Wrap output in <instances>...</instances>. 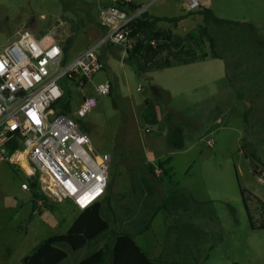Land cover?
Returning a JSON list of instances; mask_svg holds the SVG:
<instances>
[{"label": "rangeland", "instance_id": "obj_1", "mask_svg": "<svg viewBox=\"0 0 264 264\" xmlns=\"http://www.w3.org/2000/svg\"><path fill=\"white\" fill-rule=\"evenodd\" d=\"M128 1L147 7L153 17L187 15L183 0ZM200 1L201 11L238 24L205 23L194 12L178 26L162 23L161 29L184 38L205 26L215 49L206 40L203 51L210 56L217 52L218 60L143 74L129 66L122 47L109 45L104 49L113 60L110 66L102 56L105 68L91 83L82 89L68 84L75 107L84 96L97 99L85 117L74 118L95 150L109 154L112 162L101 202L109 229L80 251L61 247L68 253L62 264L111 249L120 234L135 236L157 264H264V229H254L249 218L256 222L261 217L253 195L264 202V174L253 176V159L244 155L254 154L259 166L264 164V0ZM98 22V6L88 0H0V48L30 31L66 46L69 42L68 57L73 59L104 36ZM107 82L111 94L98 95L95 87ZM156 86L171 93L154 90ZM148 104L158 107L157 125L142 120ZM168 112L177 115L175 123L185 124L183 150L167 142ZM15 158L31 174L20 154L8 155L0 166V264H22L40 243L67 234L82 219L70 200L60 203L47 196L39 175L28 176ZM169 158L166 179L160 165ZM189 189L201 200H214L189 211L185 196H180ZM242 191L251 198L248 212ZM228 203L237 212V222ZM187 211L199 219L198 226L186 227ZM107 259L111 264V252Z\"/></svg>", "mask_w": 264, "mask_h": 264}, {"label": "built area", "instance_id": "obj_2", "mask_svg": "<svg viewBox=\"0 0 264 264\" xmlns=\"http://www.w3.org/2000/svg\"><path fill=\"white\" fill-rule=\"evenodd\" d=\"M183 2L187 13L201 10L200 0ZM118 3L99 7V25L105 34L74 59L55 39L30 31L0 48V166L7 161L8 145L17 142L19 151L13 156L25 154L32 175L40 177L43 192L56 202L70 200L80 212L105 198L112 157L95 150L74 118L85 117L96 106L94 96H84L70 115L62 114L58 104L69 91V83L82 89L104 70L102 48L119 46L127 53L146 38L131 33L147 7L132 9L128 0L123 7ZM150 44L156 45L155 41ZM95 88L100 96L112 92L109 83ZM212 144L213 140L208 141Z\"/></svg>", "mask_w": 264, "mask_h": 264}, {"label": "trees", "instance_id": "obj_3", "mask_svg": "<svg viewBox=\"0 0 264 264\" xmlns=\"http://www.w3.org/2000/svg\"><path fill=\"white\" fill-rule=\"evenodd\" d=\"M123 7V3H118ZM132 9H139L141 6L129 4ZM197 13V12H196ZM203 15L204 22H213L216 25L238 24L228 20L218 18L212 11L204 10L198 11ZM191 15V13H187ZM187 15H179L176 17H153L148 12L138 19L132 27L131 36L137 37L139 34L146 35V38L139 40L136 47L132 51H128L127 62L137 73H152L162 71L174 67L188 66L195 63L203 62L209 59H219L217 52L212 51L211 56L203 51L206 40L211 43V48L214 50L215 45L213 38L208 34L205 26H199L197 31L189 33L182 38L172 33L171 30L161 29V23H169L178 26L180 22L186 19ZM155 41L156 45L152 46L150 43ZM69 42L66 51H69ZM67 53V52H66ZM78 86V85H77ZM78 88H80L78 86ZM154 90H160L169 96V93L154 87ZM84 98V97H83ZM80 103H78L79 105ZM77 105V106H78ZM62 114L70 115L77 108L74 106V94L67 92L65 97L58 104ZM251 109H249L245 116V125L249 124V117ZM142 120L148 125H157L159 122V111L156 104H148L142 112ZM176 114L168 112L167 133L166 139L168 144L176 149L183 150L185 147V124L175 123ZM19 151L17 142H12L8 145L9 155L15 154ZM247 160H256L254 154L245 153ZM171 162L169 158L160 166H166ZM259 162V161H258ZM264 164L259 166L256 171H252L253 176L264 174L261 169ZM153 172V171H151ZM167 174V171H165ZM242 194L248 203L251 199L246 197L247 191H242ZM250 195V193H249ZM260 211V219L258 221L252 220V227L254 229H264V203L259 199L255 200ZM230 214L237 222L236 210L227 204ZM163 209V207H162ZM165 209V208H164ZM82 219L70 232L63 235H56L48 238L40 243L33 251V253L24 259L22 264H62L67 258L68 253L61 247L68 246L73 252L80 251L87 247V245L102 235L109 229V224L102 217V204H96L89 210L81 212ZM111 252V264H156L143 249L136 243L134 237L129 234H120L117 236L113 247L108 246L102 249L79 264H106L109 253Z\"/></svg>", "mask_w": 264, "mask_h": 264}, {"label": "crops", "instance_id": "obj_4", "mask_svg": "<svg viewBox=\"0 0 264 264\" xmlns=\"http://www.w3.org/2000/svg\"><path fill=\"white\" fill-rule=\"evenodd\" d=\"M113 1H115V0H97V1H91V2H93V4H96L97 6H98V9H99V7H106V6H109V5H111L112 3H113ZM180 15V14H179ZM162 24V23H161ZM161 24H160V26H161ZM98 26L101 28V26L99 25V22H98ZM101 30H102V32H103V34H105V31H104V29H102L101 28ZM40 37V36H39ZM50 39H55L56 41H58L56 38H54L53 36L52 37H50ZM65 49L67 48V46L66 45H64L62 42H60V41H58ZM95 45V44H94ZM93 45V46H94ZM93 46H91V47H93ZM112 46V45H111ZM91 47H89V48H91ZM108 47V46H107ZM115 47V46H114ZM117 47H119V46H117ZM88 48V49H89ZM105 48V47H104ZM104 48H102L101 50L102 51H100V57H101V59H102V61H103V63H104V60H103V58H102V56H104V58H105V60H106V63L110 66L111 65V63H112V59H111V57L110 56H108L109 55V53H108V51L106 50V49H104ZM88 49H85V50H82L81 52H79L78 54H76L75 55V58L76 57H78L80 54H82L84 51H86V50H88ZM67 52V56L69 55V51H66ZM123 53L125 54V52L123 51ZM103 54V55H102ZM69 58V57H68ZM70 59H72V56H70ZM74 59V58H73ZM210 59H212V58H209V59H207V60H210ZM206 60V61H207ZM215 60H218V59H215ZM204 62V61H203ZM200 63V62H199ZM195 64H197V63H195ZM193 65V64H192ZM188 66H190V65H188ZM182 67V66H181ZM174 68H176V67H174ZM170 69H172V68H170ZM166 70V69H165ZM224 77V75L222 74V75H219L218 76V79H221V78H223ZM108 83V82H107ZM110 84V83H109ZM156 88H158V89H162L163 91H166V92H170L171 93V90L169 89V88H167V87H164V86H156ZM177 116V115H176ZM151 163V162H150ZM160 163V162H159ZM159 163H156V164H154V163H152V164H154L153 166L156 168V167H158V165H159ZM171 164V162L168 164V165H166V166H164L163 168V170H164V173H165V171H167V176H165L166 177V179H168L167 177H168V170H167V167L169 166ZM18 165H20L21 166V164H18ZM21 168L23 169V167L21 166ZM169 169V168H168ZM24 170V169H23ZM192 170H194V168L192 169ZM157 171V173L159 172V170H156ZM24 172H25V170H24ZM26 173V172H25ZM196 173H200V171H196ZM28 176H30L29 175V173H26ZM201 174V173H200ZM165 177H164V184L166 183H168L167 181H166V179H165ZM252 194V193H251ZM243 195V194H242ZM180 196H185L184 198H185V200H186V203H187V206H188V210L189 211H191V207H193L194 205L195 206H197L196 204L198 203V204H203V203H209V202H211V201H213L214 199H207V200H201L198 196H196V194L191 190V189H189V190H187L186 191V193H184V194H182V195H180ZM254 196V198L255 199H259L258 197H256L255 195H253ZM243 198H244V196H243ZM260 201H262L261 199H259ZM243 201H244V203H245V206H246V209H247V212H248V203L246 202V200H245V198L243 199ZM263 202V201H262ZM264 203V202H263ZM72 206H73V208H75L76 209V207L72 204ZM159 207V209L162 207V206H158ZM77 210V209H76ZM194 210H196V212H194V214H196L199 210L198 209H195L194 208ZM257 210L259 211V208H258V206H257ZM78 212H80L79 210H77ZM189 211H187V214H188V218H189V220L188 221H190V223H188V226H186V227H192L193 225H196V226H198V224H199V219L197 218V220L196 219H192V217L191 216H189ZM259 213H260V211H259ZM200 214H202V215H204V212H201ZM249 218H250V223H251V226H252V218H251V216L249 215ZM202 219H203V217H202ZM132 235V234H131ZM133 236V235H132ZM134 237V239H135V236H133ZM194 239V242L195 241H197V236L195 237V238H193ZM135 241H136V239H135ZM137 243V242H136ZM140 246V245H139ZM141 247V246H140ZM34 251V250H33ZM144 251V250H143ZM145 252V251H144ZM33 253V252H32ZM146 253V252H145ZM147 254V253H146ZM148 256L157 264V262H158V259H156V258H154V256L152 255V256H150L149 254H148ZM80 263V261H77V262H74V263H72V264H79ZM196 264H198V263H196ZM200 264V263H199Z\"/></svg>", "mask_w": 264, "mask_h": 264}, {"label": "water", "instance_id": "obj_5", "mask_svg": "<svg viewBox=\"0 0 264 264\" xmlns=\"http://www.w3.org/2000/svg\"><path fill=\"white\" fill-rule=\"evenodd\" d=\"M259 168V164L257 160H251V170L256 171ZM262 170H264V166L261 167Z\"/></svg>", "mask_w": 264, "mask_h": 264}, {"label": "bare ground", "instance_id": "obj_6", "mask_svg": "<svg viewBox=\"0 0 264 264\" xmlns=\"http://www.w3.org/2000/svg\"><path fill=\"white\" fill-rule=\"evenodd\" d=\"M18 154H20V155H22L23 156V158H24V161L27 163V165L29 166V168H30V170H31V174H29V175H32L33 174V171H32V169H31V167H30V165H29V163L27 162V159H26V156H25V154L24 153H18ZM16 159V158H15ZM16 161L18 162V164H20V160L17 158L16 159Z\"/></svg>", "mask_w": 264, "mask_h": 264}]
</instances>
